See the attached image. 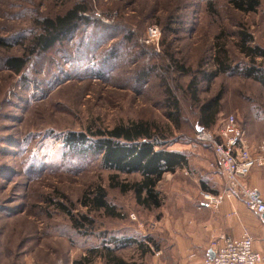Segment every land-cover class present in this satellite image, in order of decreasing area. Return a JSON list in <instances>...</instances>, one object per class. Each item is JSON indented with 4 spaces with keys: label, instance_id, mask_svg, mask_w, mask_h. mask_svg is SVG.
Wrapping results in <instances>:
<instances>
[{
    "label": "rangeland",
    "instance_id": "obj_1",
    "mask_svg": "<svg viewBox=\"0 0 264 264\" xmlns=\"http://www.w3.org/2000/svg\"><path fill=\"white\" fill-rule=\"evenodd\" d=\"M77 1L0 0V264H72L118 231L138 239L154 234L155 242L162 236L156 221L175 213L177 200L199 195L198 153L209 168L213 152L194 138L198 109L185 91L190 75L169 67L170 58L200 79L215 70L213 56L223 46L220 52L226 51L237 70L219 73L209 84L199 80L200 102L221 97L208 129L218 138L234 123L248 136L264 138V87L239 74L248 59L237 45L242 30L264 49V0L251 12L237 10L231 0H85L87 24L44 53L34 50L43 32L40 20ZM150 24L160 28L157 47L144 41ZM12 56L26 59L19 74L5 66ZM255 62L264 67V58ZM166 87L180 103L177 127L165 115ZM136 120L151 122L171 148L189 156V169L166 173L157 183L159 209H144L131 192L109 187L115 172L98 155L78 154L62 143L70 131L89 134ZM139 178L119 174L117 180ZM97 187L106 189L119 217L81 205ZM58 204L93 223L77 229ZM117 253L151 264L150 255L142 259L134 245L120 246ZM91 261L104 264L98 255Z\"/></svg>",
    "mask_w": 264,
    "mask_h": 264
},
{
    "label": "trees",
    "instance_id": "obj_2",
    "mask_svg": "<svg viewBox=\"0 0 264 264\" xmlns=\"http://www.w3.org/2000/svg\"><path fill=\"white\" fill-rule=\"evenodd\" d=\"M231 4L239 11L251 12L255 11L258 6V0H231ZM88 12L89 8L85 0H80L64 13L56 15L54 18L40 20L39 23L43 32L35 37L33 49L44 53L56 42L72 36L79 24L88 23ZM238 38L239 51L248 59L244 66L238 68L239 74L264 87V67L255 62L257 57L264 58V49L252 44L253 37L247 32L240 30ZM4 44V41L0 39V45ZM222 47L220 46L213 56L212 61L215 70L200 74V79L205 80L207 84L219 73L237 70L228 63L226 51L220 52ZM25 65L26 59L24 57L12 56L5 60L6 68L15 74H19ZM173 65L179 74L190 75L185 91L198 109L195 130L197 127L211 128L220 112V94L200 102L198 96L200 79L197 73L179 65L176 60L170 58L169 67ZM165 89V115L177 127L180 118V103L169 88L166 87ZM157 131L158 128L151 122L136 120L118 123L107 130H89V134L83 131H70L64 136L62 143L69 151H75L78 154L91 152L98 155L102 166L115 172L110 177L109 187L117 188L121 194L131 192L135 203L144 209H159L162 206V196L157 189V183L164 174H173L178 169L189 167V156L184 150L172 149L167 139L161 137ZM199 144L210 147L205 143ZM119 174H137L140 178L133 182H119L117 180ZM201 188L206 189L202 180ZM106 197V189L97 187L92 196L84 195L80 203L89 210H102L109 216L119 217L115 206L110 204ZM58 205L69 216L77 229L84 228L86 223H93L86 215H81L80 218L76 219L62 204ZM106 242L108 244L102 243L101 246L89 248L86 254L74 259L72 264H92V258L97 255L102 258L104 264H140L134 260H126L117 253V248L134 245L140 257H144L151 253L149 245H155L151 236H142L138 239L124 234L123 231L110 234Z\"/></svg>",
    "mask_w": 264,
    "mask_h": 264
},
{
    "label": "crops",
    "instance_id": "obj_3",
    "mask_svg": "<svg viewBox=\"0 0 264 264\" xmlns=\"http://www.w3.org/2000/svg\"><path fill=\"white\" fill-rule=\"evenodd\" d=\"M237 129L244 131L238 126ZM222 132L218 136L220 142L233 153L237 151L236 145L232 143L235 132L225 130ZM244 133L251 144V155L253 157L264 155V152H258L257 148L264 138L254 135V132H249L250 136L246 130ZM198 155L197 168H195L201 173L199 180L204 182L205 191L219 192L223 187L221 178L210 165L209 168L206 167L202 161L203 154L198 153ZM190 171L191 174H196L192 169ZM240 177L248 186L257 188L264 196V164L243 165ZM200 189H202L201 184ZM197 195L192 194L187 199L177 200L174 204L177 211L156 221L154 226L158 227V232L162 236H157L155 245L150 247L151 253L147 254L151 257V264H202L203 259L209 255V240L212 236L224 234L230 238H238L244 231L252 236L253 249L264 254V216L247 210L238 195L225 200L216 210L203 206ZM153 235H150L152 239L155 237Z\"/></svg>",
    "mask_w": 264,
    "mask_h": 264
},
{
    "label": "built area",
    "instance_id": "obj_4",
    "mask_svg": "<svg viewBox=\"0 0 264 264\" xmlns=\"http://www.w3.org/2000/svg\"><path fill=\"white\" fill-rule=\"evenodd\" d=\"M160 28L156 24H150L145 31V43L158 45ZM234 131L232 143L236 145L234 153L218 140L209 130L201 128L195 130L196 142L209 145L213 152V160L209 163L222 180V189L212 193L201 190L199 192L200 203L212 210H216L225 201L238 195L245 208L256 214L264 216V196L255 187L248 186L240 177L243 165L254 163L264 164V155L253 157L250 149L251 144L246 138L244 131L237 129L234 123H230L226 129ZM258 152H264V141L257 145ZM252 236L244 231L238 238H230L224 234H217L209 240V255L202 264H259L264 263V254L253 249Z\"/></svg>",
    "mask_w": 264,
    "mask_h": 264
},
{
    "label": "water",
    "instance_id": "obj_5",
    "mask_svg": "<svg viewBox=\"0 0 264 264\" xmlns=\"http://www.w3.org/2000/svg\"><path fill=\"white\" fill-rule=\"evenodd\" d=\"M201 129V127H197V130H200Z\"/></svg>",
    "mask_w": 264,
    "mask_h": 264
}]
</instances>
